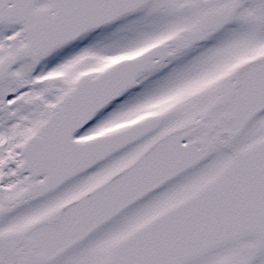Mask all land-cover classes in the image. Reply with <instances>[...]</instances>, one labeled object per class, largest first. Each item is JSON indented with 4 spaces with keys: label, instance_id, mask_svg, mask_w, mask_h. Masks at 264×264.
<instances>
[{
    "label": "snow or ice",
    "instance_id": "1",
    "mask_svg": "<svg viewBox=\"0 0 264 264\" xmlns=\"http://www.w3.org/2000/svg\"><path fill=\"white\" fill-rule=\"evenodd\" d=\"M0 264H264V0H0Z\"/></svg>",
    "mask_w": 264,
    "mask_h": 264
}]
</instances>
